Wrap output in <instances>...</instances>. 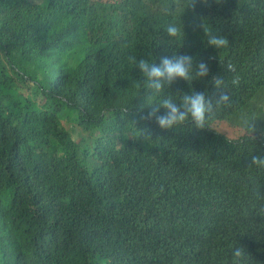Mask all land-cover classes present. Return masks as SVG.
<instances>
[{
    "label": "trees",
    "instance_id": "trees-1",
    "mask_svg": "<svg viewBox=\"0 0 264 264\" xmlns=\"http://www.w3.org/2000/svg\"><path fill=\"white\" fill-rule=\"evenodd\" d=\"M210 1L0 0V264H264V0Z\"/></svg>",
    "mask_w": 264,
    "mask_h": 264
},
{
    "label": "clouds",
    "instance_id": "clouds-1",
    "mask_svg": "<svg viewBox=\"0 0 264 264\" xmlns=\"http://www.w3.org/2000/svg\"><path fill=\"white\" fill-rule=\"evenodd\" d=\"M205 35L208 36V44L216 48H226L228 46V40L223 36H214L210 33L208 29H205ZM166 33L169 37H179L182 33L180 27L176 25H168L166 27ZM133 62L135 59L133 58ZM192 65V58L190 56H175L173 59H163L159 66L155 64H150L147 60L141 59L139 61V69L141 73L147 77L149 87L159 90L161 88L160 80L161 78L167 80L171 83L175 78H182L184 80H189L190 74L189 70ZM198 76L207 75L208 68L205 64L201 63L199 66ZM232 68V65H228ZM237 81H233L236 83ZM216 85H221L222 81L219 78L215 79ZM229 97L227 95H222L219 102L227 101ZM162 106L167 110L165 115L156 117L157 124L162 129H170L173 125L185 121L188 114L191 115L192 120L195 123L197 129H204L206 124V113L211 110V104H206L205 97L203 94H193L192 96L185 95L183 97V104L181 106H176L172 103L171 99H164L162 101ZM183 107L185 111H181L180 108ZM155 109L149 112L148 118L150 119L155 115ZM254 128V125H252ZM252 163L258 165H264V158L259 156L252 157ZM243 255V250L241 248H236L233 251V256L241 257Z\"/></svg>",
    "mask_w": 264,
    "mask_h": 264
},
{
    "label": "bare ground",
    "instance_id": "bare-ground-1",
    "mask_svg": "<svg viewBox=\"0 0 264 264\" xmlns=\"http://www.w3.org/2000/svg\"><path fill=\"white\" fill-rule=\"evenodd\" d=\"M208 1H209V0H208ZM211 1H214V0H211ZM211 1H210V2H211ZM210 2H209V3H210ZM211 3H212V2H211ZM256 8H258V7L256 6ZM256 8H255V10H256ZM261 8H262V7H261ZM255 10H254V11H255ZM258 12H260L259 9H258ZM201 16H202V15H201ZM204 17H205V16H204ZM58 69H59V68H58ZM56 72H57V71H56ZM57 74H58V72H57ZM4 220H5V219H4ZM7 220H8V219H7ZM7 220H5V221H7ZM2 221H3V220H2ZM2 223H3V222H2ZM5 224H6V223H5ZM6 225H7V224H6ZM5 227H6V226H5ZM36 259H37V258H36ZM37 261H38V260H37Z\"/></svg>",
    "mask_w": 264,
    "mask_h": 264
},
{
    "label": "rangeland",
    "instance_id": "rangeland-1",
    "mask_svg": "<svg viewBox=\"0 0 264 264\" xmlns=\"http://www.w3.org/2000/svg\"><path fill=\"white\" fill-rule=\"evenodd\" d=\"M2 58V57H1Z\"/></svg>",
    "mask_w": 264,
    "mask_h": 264
}]
</instances>
